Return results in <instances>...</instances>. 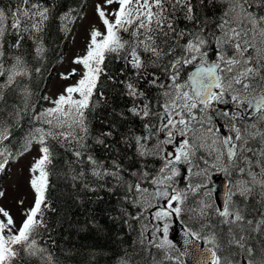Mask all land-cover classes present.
Segmentation results:
<instances>
[{
	"label": "snow or ice",
	"instance_id": "1",
	"mask_svg": "<svg viewBox=\"0 0 264 264\" xmlns=\"http://www.w3.org/2000/svg\"><path fill=\"white\" fill-rule=\"evenodd\" d=\"M0 264H264V0H0Z\"/></svg>",
	"mask_w": 264,
	"mask_h": 264
},
{
	"label": "rangeland",
	"instance_id": "2",
	"mask_svg": "<svg viewBox=\"0 0 264 264\" xmlns=\"http://www.w3.org/2000/svg\"><path fill=\"white\" fill-rule=\"evenodd\" d=\"M16 179H17V177H16V174H15V171H14L13 174H10L9 177L4 178L3 182H4L5 186L9 188V192L10 193H14L15 192Z\"/></svg>",
	"mask_w": 264,
	"mask_h": 264
},
{
	"label": "trees",
	"instance_id": "3",
	"mask_svg": "<svg viewBox=\"0 0 264 264\" xmlns=\"http://www.w3.org/2000/svg\"><path fill=\"white\" fill-rule=\"evenodd\" d=\"M86 242L87 243H93V242H95V237L89 238ZM100 242L103 243V241H100Z\"/></svg>",
	"mask_w": 264,
	"mask_h": 264
}]
</instances>
